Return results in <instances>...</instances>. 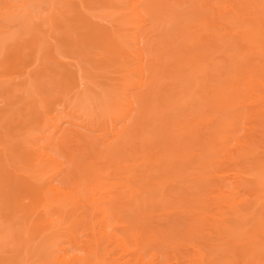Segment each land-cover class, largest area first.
I'll return each instance as SVG.
<instances>
[{
  "label": "rangeland",
  "instance_id": "obj_1",
  "mask_svg": "<svg viewBox=\"0 0 264 264\" xmlns=\"http://www.w3.org/2000/svg\"><path fill=\"white\" fill-rule=\"evenodd\" d=\"M182 1L183 0H181V6H173V9H168V14L162 16L164 21L160 26L154 24L152 19L153 16L149 14L144 16L146 19L145 24H148L147 27H144V24L142 26L141 24H130V21H136L130 16V0H0V167H3L5 173H8L14 178L15 181L13 180L12 185L25 180L35 183V185H41V187L45 186L44 194L47 202H43L41 206L42 208H39V211L42 212L41 214H43L45 220L48 218L56 220L61 215V212L65 213L72 207L69 205L62 207V210L59 209L61 202H58L55 196L50 193L49 190L51 189V185H55L57 188L65 190H75V188H77L78 196L82 199L84 207H81V205L76 206L75 208L77 212L75 213V216L70 217V221L75 220L77 218L76 215L81 214V218L86 222V231H82V229L77 230L78 236L81 237L82 241L88 240L92 235V231H90L91 224L93 222L99 223L102 221L101 212L95 209V205L92 202L91 184H88L89 181H92L89 183H96L99 181L101 184L95 195V199L97 200L96 205H100L107 210L109 218V228L107 229V232L109 233L113 230L115 234L121 233V228L130 221V217L126 216L125 212H120V208L114 206L115 198L127 195L126 198L128 199L131 194H136L139 199H142V197L136 193L137 188L141 191L157 188L154 185L156 183L155 180L149 185L145 184L146 172L144 173V171H146V167L144 166V161L141 160L142 155L138 154L140 159L137 157L138 155L135 148L132 149L131 147L132 150H128L131 152H129L130 154L133 155V153L135 154L136 152L137 155H134L135 157L131 156L132 158L134 157V159L130 160V162V158L127 159L124 154H121L122 156L119 155L122 151L119 154L115 152L119 146L121 147V145L124 144L125 139L118 138L117 140H114L113 134L123 126H126L128 131L133 132L135 130L138 131L144 125L143 121L145 120L144 112L146 111V107H142L140 110L139 107L141 106L142 94L145 92V89H139V80L141 78L139 66L142 63L145 69V86L152 89L155 85L151 82L147 85L149 81L147 77L151 79V77L156 74V70H154L153 67L156 63L155 56L159 53V51H157V47L160 45L159 34L164 27L165 28L162 32L168 30L171 34H176L177 32L175 30L177 28L179 29V24L183 25V27L187 26V29H189L187 30L189 33L188 36L191 37L192 41H195V44H192V41H190L191 39L188 38L190 39L188 41L189 44L195 45L196 49L201 48L203 51L207 50L205 52L207 54V60L203 62L202 66H200V63L196 64L199 65V67L196 69L197 79L194 81V84L197 85V88L195 87L193 89L194 91L198 90V86L203 84L205 74L207 76L217 75L215 69L214 71L211 70V65L218 63V65L222 66L221 68L225 70L230 67L231 60H233L235 64L240 61H246L245 59L248 60L252 58V61L250 60L251 62H249V64L255 65L259 63L260 60H264V55H262L264 54V50H261L264 49V47L256 48V43L252 44L251 47H248V45L246 47V45L240 42V38L246 35L251 36L250 38L253 39V36L258 29H260L259 39L262 40V38H264V24H262L264 21L261 20V25L260 23L259 25H256L257 29L254 28V25L247 22L250 20H257L259 17L264 19V16H262L264 15L262 14L264 13V0H219L224 8L222 6V8H218L216 5L217 0H211V2H208L209 0H202V3H200L199 0ZM139 2L141 3L140 7L146 4L155 3L157 4V7H160L156 0H139ZM170 3L172 4V1ZM208 3L212 6H207ZM231 5L236 8L235 12L237 13L235 14L232 12L234 13V16H242V19L239 18L237 21L234 19L235 21L233 20L229 22L230 19H228V17L232 14L229 9L231 8ZM212 7L217 11H213ZM209 9L212 10V12L216 11L215 15L211 14ZM170 11L173 13L170 14ZM194 11H200V13L202 12L205 16L207 14L209 18L207 20L212 26L214 23H217L214 24V26L220 28L218 29L220 33L218 32L217 34L216 29L213 30L214 27L211 28V26H209L210 23H208L209 25L202 26L201 32L196 35L195 30L197 28H191L192 26H196L194 20L197 18L194 16ZM217 12H219V14L223 12L221 16L222 19L221 17H218L220 20L215 18L219 15ZM216 13L218 14L217 16ZM212 17L218 22H215V19L213 20ZM231 19H233V17H231ZM89 26L94 28L93 31L96 30L98 33H106L113 37L116 44H118L119 51H115L117 53L107 51L108 49L106 50L100 44L92 46L84 45L82 43L83 38L90 35L89 30H87ZM198 34H201L199 36L200 38L198 37ZM196 36L198 37V40L194 39ZM136 38L140 42V47L144 50L145 55L143 60H141L136 52ZM188 39L186 38V41ZM169 41L172 42L173 45H171V48L173 49L179 42V44H182L183 42V40L182 42L181 40H178L179 42L176 41V38ZM197 41H199L198 44ZM210 41L213 42L212 46L209 45ZM105 42L107 43V40ZM188 42L186 43L187 45H189ZM222 43L225 44V46H228V49L235 48L233 59L230 58V60L226 61L227 58L221 55V53H218L216 46H221ZM16 44L22 48L20 54L22 62L20 67L15 70L16 73H13V71L8 74L6 73V68L9 66L11 61L9 59L12 57L10 46L12 47ZM262 45H264V43H262ZM253 47L254 49H252ZM250 51H252V54ZM48 55L51 56L52 59H47ZM55 63L58 65L56 66ZM174 63V60L171 59L164 60V65H169L168 67L170 68L175 67ZM261 63V66L264 67V61H261ZM59 65L61 67H58ZM47 68L50 72L47 71ZM241 70L242 74L237 75L239 77L236 79L238 80V83L245 85L250 82L254 90L261 91V85L253 81L256 80L255 77H252L251 75V79H249V76L247 75L248 70ZM249 71H251L250 68ZM56 74H60V76ZM61 77H64V79H61ZM210 79L213 81V87L216 89V87L219 86V80H216L215 76ZM64 80H67V82ZM26 81L27 85L23 86L26 88L27 92L23 93V87L21 85ZM204 81L206 82V79ZM163 84V79L160 78L157 85L162 86ZM168 85L169 83L162 86L165 87L163 88L165 89V92L168 91L166 89V87H169ZM212 88L209 87L208 90L206 89L205 91H210ZM207 94L208 93H206L205 96H201L200 99L198 98L199 101L202 100V98L207 99ZM248 94L249 95L246 94L244 97L242 108L245 115L243 116L242 114L243 118L238 122L235 134V138L239 142L237 143L231 138L228 141V144L226 143L227 145H222L223 140L218 139V141L221 142L218 144H221L223 147L221 148L220 146L221 151H218V153L215 154L216 152L214 151L216 150L214 149V151H209L210 153H208V155L211 154L210 159L214 162L217 160V163L219 164L222 163V159H227L229 154H233L234 156L238 150H244L245 148L243 146L246 145L244 142L246 143L247 141V144L249 143L250 146L249 149H245L246 151L244 150L246 154L245 152H242L243 155L239 158H235V156L233 158L229 157V161L228 159L225 160L227 163H224L221 167L214 166V169L208 162L209 168L207 167V169L201 168V165H199V163L196 164L195 162V165L193 166L194 169L189 176H186L185 171L181 172V169L178 168L180 169L178 171L179 176L173 179L163 178V182L157 188L159 191L151 193V198L154 202L160 198L158 196L161 195L162 192L165 195H168L167 200L168 198H175L173 196L176 194H178L177 196H179V194L186 195L191 192V188H194V192H191V194H195V191L199 192H196V194L200 195H198L197 198L191 197L189 194L186 195L187 197L190 196V199L194 200L195 198V200H199L198 202H200V204L197 202V206L199 207L200 205L202 209L201 211L204 213L202 214L204 216L198 215L199 220L195 219L196 222L190 220L192 223H196L194 224L195 228H193L195 234H192V236L189 234L184 238L183 242L185 245L182 242L183 246H177V261L174 254L170 253V251L167 252L166 256L163 250L150 248V250L148 249L146 251L139 264H187V261H190L191 264H196L197 262L199 263L197 260H200L202 257L203 260L201 259L200 262L204 261V264H264V248L258 246L255 241H252V244L250 241L253 239V235H255V229L252 228V224L257 221V216H261L259 218L264 219V214L259 213H264V210H262L264 208L260 206L262 205L260 203H264V199H260L261 197L264 198V167H262L264 166V138H262L264 137V125H262L264 124V121H262L264 120V112H262L260 116L255 115V112L257 111H264V100H258L255 93L252 94L251 90ZM17 96H19L20 99ZM15 97L16 99H14ZM175 99H178V97H175ZM175 99L174 101H176ZM195 101L196 98L188 104V110L186 109L187 111L185 110V113L182 110H180L179 113L182 111L185 115L187 113L197 114V117L193 115V118L195 117L196 119L199 117V119H197L198 121L190 122V127L196 125L200 119L204 120L202 125L205 123L207 124L209 121L208 124L212 125L213 123L211 120L205 116L206 112L203 113L199 111V106H197L198 101ZM208 102L205 103L208 104ZM232 108L233 107L231 106L230 109ZM161 112L162 109H159V117L162 115L160 114ZM184 114L183 116H185ZM202 114L203 116L201 117ZM210 114H213V117L216 116V113ZM126 116L127 119L124 121ZM185 117L183 119L181 115L178 119H183L184 127L188 128V125L185 126V123L188 122ZM206 117L208 119H205ZM178 119L175 122H180ZM210 119H212V116ZM183 122H180L182 130L184 129ZM213 125L215 127L218 126L217 123V126L215 124ZM221 125H223V123ZM199 127L201 128V125ZM223 128L224 126L222 129ZM182 130L181 133H184L185 131L183 132ZM138 140L141 143L140 138ZM109 144H112L111 148ZM160 146L161 145L159 144L156 145L154 152H162V150H160L162 146ZM120 147L118 148L119 151ZM158 147L159 149H157ZM39 149L40 152H47L53 159H56L57 163L52 164L51 162L43 161L39 156V152L37 153ZM199 150L200 146L196 147L194 149V154H201L202 152ZM30 152L37 154L33 156L35 157L33 158L34 162L30 164L31 166L29 165L30 167H27L28 165L22 166L20 160L18 161V159H14L16 154L22 153L27 155ZM213 152L214 154H212ZM110 154L112 155L111 157L109 156ZM113 154H115V156ZM203 154L206 155L207 153ZM162 157L166 159V153L162 152ZM198 158L201 162V157ZM201 159H204V157ZM256 159L258 163L256 162ZM127 160L129 163H124V161L127 162ZM260 163H262V165H260ZM114 164H119V166H114ZM125 164L129 165L126 166ZM258 164L260 165V168ZM95 165L100 169V173L95 174L92 171V167ZM120 165H124L127 169H130L129 167L134 169L129 182L126 180L125 175H121L120 171L123 170L118 168H122L123 166ZM79 166L81 167L79 168ZM244 167L247 171H244ZM250 168H255V170L251 172V175L256 173H258V175L261 174L260 181L255 182V177L250 176V173H248ZM203 169L206 173L203 172ZM200 171L204 176H201L202 174H197L198 172L201 173ZM157 173V169H153L149 172V175L151 178L153 177L156 179V177L158 178ZM240 174L242 176H240ZM181 176H186V178L183 179ZM76 179L77 181H75ZM142 179H144V181ZM182 179L187 180L184 183ZM172 180L182 181L175 184ZM73 183H76V187ZM238 183L240 185L236 188L235 186ZM220 185H223L222 190L225 191L226 194L233 195V198L230 199L231 202L225 203V201L216 198L218 194V191L216 190ZM189 186L190 190L187 189ZM247 186L250 187V192ZM0 188L6 191H4L3 196L0 197L1 207L3 201L7 199L8 195L6 194H8L7 190L9 187L4 188L1 184ZM185 191L187 193H184ZM149 199L150 198L146 199L147 203L150 202ZM232 200H234V202ZM237 200L238 202H242L239 207H235ZM21 203L22 205L28 206L29 199H22ZM190 203L191 202L187 205L189 210H191V205L196 204ZM219 204L220 207L218 206ZM129 207H131V205H129ZM1 209H3V207L0 208L1 260L2 258L4 259V257H9V259L14 258L13 255L17 254L16 256H18V258L15 256L17 260L15 258L12 260L10 259L11 264L12 262L13 264H43L45 262H48V264H58V261L55 258L57 256L50 251L49 247L51 246L46 248V246L48 244L51 245V243H49L50 241L46 239V237H43L45 236L43 232L40 233V235L38 234V238L33 241L22 244L21 240H18L15 235L17 232L14 231L21 223L18 218L21 213H18V216L16 214L18 219L16 221L15 215L13 216L14 220L11 216L12 219L10 218V220H6L3 216L4 210ZM237 210H240L242 215H245V213L247 215L243 216V219H239V217L237 219L236 215H234ZM36 212L37 211L31 212V214L28 213V215H31L32 217L26 215V217L29 218V222L31 218V220H33L36 216ZM114 212H117L119 222H116L113 217L112 214ZM164 213L165 212L156 213L158 216L155 220L159 222V220L164 219L166 217L163 215ZM189 214L191 215V213ZM232 216L235 217L236 220H239V222L242 220L238 226H236L238 221L235 222V219H232ZM254 216L256 219L253 218ZM171 217L170 222L171 220H176L175 216ZM221 217L223 219L229 217L225 223L228 224L231 231L237 233L236 235L241 234L238 237H247L242 240L246 243L248 241L247 244L245 243L246 248L244 249L250 248L252 254H247V252L237 253L239 249L235 250L236 252L228 250L233 242H231L230 239L225 238L227 234H220L222 235L220 236L213 228V225L220 224L218 221ZM192 218H197V215L192 216ZM202 222L203 225L201 226L200 224H202ZM172 223H175V221ZM172 223H169L168 225ZM197 223H200L199 225L201 227L199 225L197 226ZM98 226H96L95 229L97 230V237L100 238L101 232ZM53 227L55 226L53 225ZM242 233H244L243 236ZM126 235H128V233ZM250 236L251 239L249 238ZM26 237L27 235H25V238ZM44 240L48 241V243H46V241L44 242ZM127 242L132 248L130 249L131 252H127V255L124 256V253H122L116 245L110 244L108 238L104 239L103 248L110 252L106 258L108 259V262L117 260V263L115 262V264H122V262L127 261L130 262L129 264H135L134 260L137 256L132 252L135 248L133 238H131L130 235L127 237ZM225 242H227V246ZM34 245L36 247L38 245V250L31 251ZM42 245L46 246H43L42 248ZM82 245L84 244L79 243L77 247ZM61 246L64 247L67 252L73 251L71 243H68L67 240L62 241ZM31 247L32 249L29 250ZM10 254L11 256H9ZM256 257H258V259Z\"/></svg>",
  "mask_w": 264,
  "mask_h": 264
},
{
  "label": "bare ground",
  "instance_id": "obj_2",
  "mask_svg": "<svg viewBox=\"0 0 264 264\" xmlns=\"http://www.w3.org/2000/svg\"><path fill=\"white\" fill-rule=\"evenodd\" d=\"M130 1H131V5H130V14L131 15L130 16L136 20V21H132V22L130 21V24H141V26L144 24L143 25L144 27L148 26V24H145L146 19L144 18V16H146L147 14L153 16L152 19H153L154 24H156V26H160V25H162V23L164 21L162 19V16H165L168 14L169 8L173 9V6L174 7L181 6V0H159V1L156 0V2L159 4L160 7H157L156 3L155 4H146V5H143L140 7L141 3L139 2V0H130ZM171 1H172V4L170 3ZM199 2L202 3V0H199ZM208 2H211V0H209ZM219 2H220L219 0L216 1V5L218 6V8L222 6L221 2L220 3ZM232 3H233V1H232ZM241 3H242V1H241ZM205 4H206V2H205ZM209 5L212 6L211 4L208 3L207 6H209ZM222 7L224 8V6H222ZM212 9H213V11L216 10V9H214V7H212ZM229 9L231 10V11L229 10L231 13L232 12H234L235 14L237 13V12H235L236 8L232 7V5H231V8H229ZM244 10H245V8H244ZM210 11H211V14L215 15V12L217 10L215 12H212V10H210ZM194 12L196 14V15L194 14V16L197 18L195 20L193 19L194 23H196L195 24L196 26H192L191 28H194V27L197 28L195 30L196 31L195 34L197 35V33L201 32L202 26L209 25L208 23H210V22L207 20V19H209L207 14H206V16H207L206 17L205 14H202V12L200 13V11H197V12L194 11ZM198 12H199V14H198ZM230 12H229V14H230ZM172 13L173 12L170 11V14H172ZM217 13L219 14V12H217ZM217 13H216V16L218 15ZM222 13L223 12H221V14H219L215 18H218V17L220 18L222 16ZM234 13L230 14V17H228V19H230L229 22L233 21L234 19L237 21V19L242 17V16L238 17V15H235L236 16L235 17ZM262 14H264V13H262ZM231 15H233V16H231ZM262 16H264V15H262ZM231 17H233V19H231ZM212 18H213V20L215 19L214 17H212ZM259 18L257 20H253V21L250 20L247 22L249 24L254 25L255 27L254 26L253 27L255 29H257L256 25H259V23L261 25V22L264 21V19H262V18L259 19ZM221 19H222V17H221ZM215 22H218V21H216V19H215ZM213 23H214V21H213ZM214 24H217V23H214ZM214 24L212 26L210 23L209 26H211V28L214 27L213 30L216 29L217 34H218V32H219L218 29H220V28H216L214 26ZM262 24H264V22H262ZM178 26H179V29L177 28L175 30L177 32L176 34H171L170 31H168V30L166 32H162L165 27L161 30V32L159 34L160 45L157 47V51H159V53L155 56L156 63L154 64V67H153V69L156 70V74L153 77H151V79L147 77V79L149 80L147 85L150 82L155 85L152 89L145 86V81H144V70L145 69H144L142 63L139 66L140 72H141V78L139 80V82H140L139 83V89H142V88L145 89V92L142 94L143 97L141 100V106L139 107V110L142 107H146V111L144 112L145 120L143 121V124H144L143 127L140 128L138 131L135 130L133 132H130V131H128L126 126H123L122 128L118 129L113 134L114 140L115 139L117 140L118 138H121V139L124 138L125 139L124 144L121 145L122 148L119 146L120 151H119V149H118L119 147H118L117 148L118 150L116 149L115 152H117V154H119L122 151L119 155L124 154V156H126L127 159L130 158L129 162H130V160L134 159V157H135L134 155H136V152H137V155L141 154L142 155L141 160L144 161V166L146 167V171H144V173L146 172L145 184L149 185L150 183H152L155 180L156 183L154 185L157 188L163 182L162 181L163 178L164 179H166V178L167 179L168 178L173 179V178L179 176L178 171L180 169H181L180 170L181 172L185 171L186 176H189V174H191V171H193V169H194L193 166L195 165V162H196V164L199 163V165H201V168L207 169V167L209 165H212L213 169H214V166H218V167L223 166L224 163H227V161H225V160L228 159V161H229L231 157L233 158L235 156V158H239L241 155H243L242 152H245L247 149H249V146H250L249 143L247 144V141H246V143L244 142V144H246V145L243 146V144H242V146L246 149V150L244 149L245 151L244 150H242V151L238 150V152L235 153L234 156H233V154H229L228 158L222 159V161H221L222 163H219V164L217 163L218 162L217 160L214 162L212 159H210L211 154L208 155V153L214 151V149L216 150V151H214V152H216L215 154H217L218 151H221V148H223V147L221 146V144L220 145L218 144V143H221L218 141V139L223 140L222 145H227L228 141L231 138H233L237 143L239 142L235 138V134L237 131L238 122H240L241 121L240 119H242L243 116L245 115V113L242 111L243 103H244V97L246 94L249 95L248 92L250 90L252 91V94L255 93L258 100H264V67L261 66V64H262L261 61H264V60H260L259 63H257L258 65L257 64L256 65L255 64H249V62L252 61V58H250L248 60L245 59L246 61H240L239 63H235L236 65L234 64L233 60H231L230 61L231 62L230 67H228V69H225V70H223L221 68L222 66L218 65V63L211 65L212 66L211 70L214 71V69H215V71H217V75L207 76L205 74L206 78L204 77V80L206 79V82L203 80V84L200 85L201 87L198 86L199 89L194 91L193 89L195 87L197 88V85L194 84V81L197 79L196 69L199 67V65H196V64L200 63V66H202L203 62H205L207 60V54L205 53L207 50L203 51V49H201V48L196 49L195 45H190L188 41L191 39V37L188 36L189 33L187 31L189 29H187V26L183 27V25H181V24H179ZM87 30H89L90 35L88 37L83 38L82 43L84 45L92 46V45L100 44L106 50L108 49L107 51L115 52L118 50V44H116V41L109 34L98 33V32H96V30L93 31L94 28L92 26L91 27L89 26ZM259 30L260 29L256 30L258 33L256 32L254 34V36L252 35L254 37L253 39L250 38L251 36L246 35L247 37L242 36L240 38V42L243 43L244 45H246V47H247V45H248V47H251V45L255 44V43L257 44L256 48L264 47V45H262V43H264V41H262V40H264V38H262V40L259 39L260 38ZM254 32H255V30H254ZM186 33H187V37H186ZM200 35L201 34H198V37ZM198 37L196 36L194 39L198 40L197 39ZM174 38H176V41L181 40V42H182V40H183V42H182V44H179L180 42L178 41L179 43L177 42L178 44L173 49V48H171V45H173V44L169 40L174 39ZM184 38H185V40H184ZM186 38L187 39L190 38V39H188L186 41ZM106 40H107V43L105 42ZM206 40H207V38H206ZM172 41H175V40H172ZM190 41H192V39ZM199 41H197V44ZM187 42L189 45L186 44ZM223 43L221 44V46H216L218 53L219 54L221 53V55H223L225 58H227L226 61L230 60V58L233 59L234 54H235V48L233 47V49H228V46H225V44H223ZM136 44H137L136 52L140 56L141 60H143V57L145 54H144V50H142V47H140V42L138 41V39L136 41ZM192 44H195V41H192ZM17 45L18 44L14 45L12 47L10 46L12 57H11V59H9V60H11L10 63L8 61L9 66L8 67L5 66V67H7L6 73H8V74H9V72H13V71H14L13 73H16L15 70H17V68L20 67L21 62H22L21 58H20L22 48H21V46H19V45L17 46ZM209 45L212 46L213 42L210 41ZM151 46H153V45H151ZM252 49H254V47ZM261 50H264V49H261ZM215 51H216V49H215ZM250 52L252 54V51H250ZM115 53H117V52H115ZM262 55H264V54H262ZM47 59H52V57L48 55ZM165 59L174 60V62H175L174 66L175 67L170 68V67H168L169 65H164ZM55 64H56V66L58 65L57 63H55ZM259 64H260V66H259ZM2 65H3V63H2ZM250 65H252V66H250ZM254 65H255V67H254ZM58 67H61V66L59 65ZM249 68L251 69V71H249ZM241 69H243L244 71L248 70L247 75L249 76V79H251V75H252V77H255L256 80H253V81L256 83H259L261 85V87H262L261 91L260 90H254L253 86L250 82L245 84V85H241V83H238V80H236V79H237V77H239L237 75L242 74ZM47 71L50 72V70L48 68H47ZM209 74H210V72H209ZM56 75L60 76V74H56ZM214 76L216 77V80H219L218 81L219 86L216 87V89H215V87H213L214 86L213 81H211V79H210ZM160 78L163 79L164 84L167 85V83H169V85H168L169 87L168 88L166 87V89L168 90L167 92H165L164 91L165 89H163L165 87H162L164 84L162 86L157 85ZM61 79H64V77L63 78L61 77ZM153 79H154V82H153ZM64 81L67 82V80H64ZM23 82H21V83H23ZM251 82H252V80H251ZM23 85L26 86L27 81L21 85L23 87L22 91L24 93L27 91ZM209 87H211V88L213 87V88L210 91L206 92L205 90L206 89L208 90ZM27 88H28V86H27ZM206 93H208L207 99L202 98V100L199 101L201 96H205ZM17 97L19 98V96H17ZM175 97H178V99H175ZM172 98H174L176 101H174V99H172ZM195 98H196L195 102L198 101L197 106H199L198 107L199 111H201L203 113L206 112L205 116H207L213 124L216 125V123H217L218 126L217 125L216 126L218 128L215 127L213 124L212 125L208 124L210 122L209 120H208L209 122L207 124L205 123L204 125H202V122L204 123V120H201V119L199 122H197L196 125L191 126V127L189 126L190 122L192 123L193 121H196L197 119H199V117L196 119H195V117L193 118V115L194 116L197 115L195 112H194L195 114H193V113H190V114L187 113L188 115L184 114L185 110L189 106L188 104L191 103V101L195 100ZM14 99H16V97ZM205 99H206V101H205ZM203 100L205 102L209 101L208 104L205 103ZM231 106L233 107L232 109H230ZM159 109H162V112L160 113L162 115H160V117L158 116V110ZM194 109H195V107H194ZM180 110L184 111V113L182 111L179 113ZM262 112H264V111H262V110L257 111V112H255V115L260 116ZM177 113H179V114H177ZM210 113H214V114L216 113L215 114L216 116L213 117V114H210ZM183 114L186 117L183 116ZM242 114H243V116H242ZM181 115H182L183 119L185 117V119L188 120V122L185 123L186 124L185 126H187V125L189 126L188 128L184 127L183 119H181V120L178 119V117H181ZM255 115H254V117H255ZM127 116H126V118H124V121H126ZM202 116H203V114L201 115V117ZM211 116H212V119H210ZM169 117H170V119H169ZM207 117L205 119H208ZM229 118H231V119H229ZM177 119H178V121L180 120V122H183V127H184V129H187V130H184V129L182 130V126H180V122H175V121H177ZM134 121H133V125H134ZM262 121H264V120H262ZM224 122H225V124H224ZM222 123H223V125H221ZM200 125H201V128L199 127ZM262 125H264V124H262ZM223 126H224V128L222 129ZM179 129H181L183 132L184 131L185 132L181 133V130H179ZM178 130H179V132H178ZM139 138L141 140V143L138 140ZM262 138H264V137H262ZM255 142H257V141H255ZM250 143H252V142H250ZM158 144L162 146V147L160 146L162 148V149L160 148V150H162V152L166 153V156H167L166 159H164L162 157V152H154L156 149V145H158ZM109 145L111 148L112 144H109ZM213 145H215V146H213ZM199 146H200L199 151L202 153L201 154L198 153L199 155H197V153L194 154V149L196 147H199ZM220 146H221V148H220ZM251 146H253V145H251ZM131 147H132V149H134V148L136 149V152H135V154L133 153V155L130 154L131 153L130 151L132 150ZM143 148H145V149H143ZM157 149H159V147ZM128 150H130V151H128ZM38 152L40 154V155L39 154L38 155L41 157V159H43V161H45V162L47 161L49 163L51 162L52 164L57 163L56 159H53L47 152H40V149L37 151V153ZM148 152H150L151 154ZM214 152L212 154H214ZM203 153H207V154L205 155ZM245 154H246V152H245ZM35 155H37V154H33V152L32 153L30 152L27 155L20 153V154H16V157H14V159L15 160L18 159V161L20 160V163L22 164V166L28 165L27 167H30L31 166L30 164L32 162H34L33 158H35V157H33V156H35ZM113 155L115 156V154H113ZM109 156L111 157L112 155L110 154ZM131 156H134V157L132 158ZM137 157H139V155ZM198 157H201V158L204 157V159L200 158V160H201V162H200ZM139 159H140V157H139ZM129 162H128V160H127V162L124 161V163H129ZM207 162L210 164L208 165ZM256 162L258 163L257 159H256ZM256 162H255V164H256ZM25 163H27V164H25ZM128 165L129 164H127L126 166H128ZM260 165H262V163H260ZM260 165H259V168H260ZM114 166H119V164L118 165L114 164ZM120 166H123L122 167L123 169L121 167L118 168V169L123 170V171H120L121 175H125L126 180L129 182L131 176L133 175L134 169H131V167H129L130 169H127L126 167H124V165H120ZM80 167L81 166H79V168ZM197 167H199V166H197ZM235 167H237V166H235ZM249 167H251V166H249ZM253 167H254V165H253ZM262 167H264V166H262ZM178 168H180V169H178ZM255 168H250V170L251 169H253V170H251V171L249 170L250 172L248 171V173H250V176L255 177V179H254L255 182H258L261 180V174H259L260 177H259L258 173L251 175V172L254 171ZM153 169H157V172H158L157 173L158 178L154 175L156 177V179L153 177L151 178L149 175V172L152 171ZM182 169H183V171H182ZM247 169H248V167H247ZM72 171H73V169H72ZM92 171L95 174L100 173V169L96 165L92 167ZM201 171H202V169H201ZM244 171H247L246 168ZM203 172H204V169H203ZM176 173H177V175H176ZM204 173H206V172H204ZM118 174H120V173H118ZM197 174H199V175L202 174L201 176H204L202 172L201 173L198 172ZM186 176L185 177L181 176V177H183V179H184V178H186ZM240 176H242V175L240 174ZM243 176H246V175H243ZM198 177H200V176H198ZM140 178H142V177H140ZM13 180H14V178L12 176H10L8 173H5L3 167H0V185L2 184V186L4 188L9 187V189L7 190L8 194H6V195H8L7 199H5V201H3V204L1 205V207H3V209H1V210H4L3 216L6 218V220H10L11 217L14 220L13 216L15 215V221H16V220H18L17 219L18 213H21V214H19L20 216L18 218H19V222L21 221L22 224L21 223L19 224V222H18L20 227L18 226L17 229H15L14 231L17 232L15 235L17 236L18 240H21L22 244L33 241L34 239L38 238V234L40 235V233L43 232L45 235L43 237H46V239H48L50 241L49 243H51V245H49V244L47 246L42 245V248H43V246L44 247L46 246V248L48 246H51V247H49L50 251L52 253H54L55 256H57L55 258L57 259L58 264H102L103 262H104L103 264H115V262L117 263V260H114L112 262H108V259H106L110 252H109V250L103 248L104 239L108 238L110 244L116 245V247H118L120 249V251L122 253H124L123 255L126 256L127 252H129L130 249L132 248V246H129L128 242H127L128 235H130L131 238H133V242H134V248L135 249L132 252H133V254H135L137 256V258L134 260L135 264H139L140 260L145 255L146 251L148 249L150 250V248H152V249L158 248L160 250H163V252L166 254V256H167V252L170 251V253L174 254V257L177 261V252H176V250L178 249L177 246H180V245L183 246L184 238L186 236H188L189 234H190V236H192V234H195L193 228H195L194 224H196V223H192V221H190V220H194L196 222L195 219L199 220L198 215L204 216V215H202L204 213L201 211L202 210L201 206L200 205H199V207L197 206V202L199 200L197 201V199L195 200V198H194V200L190 199V196L197 198V196L199 195V194H196L197 191H195L196 196H195V194H191V192H194V188H191V192H189V193H187L186 191L184 192V193H187L190 195L188 197L186 196L187 194L186 195L185 194H183V195L179 194V196H177L178 194H176L173 196L175 198H168V200H167L168 195H165L162 192V194L158 196L160 198L154 202L152 201V198H151L152 194L151 193L154 191H156V192L159 191L157 188L152 189V190L150 189L147 191H141L137 188L136 193L139 194V196H141L142 199H139V197L136 194H131L128 199L126 198L127 195L126 196H120V198H115V201H114L115 205L114 206H116V208H120L119 209L120 212H125L126 216L130 217V221L125 226H123V228H121V230H120L121 233L115 234L113 232V230H111L112 227L110 229L111 231L108 233L107 229L109 228V225H108V219L109 218L107 215V210L104 209L100 205H96L97 200L95 199V195L98 192V188L101 186V184L99 181H97L96 183H89V182H92V181H89L88 184L89 185L91 184L92 202L95 205V209L99 210L101 212L102 221L99 223L93 222L90 226V231H92L91 232L92 235L90 236V238L88 240L82 241L81 237L78 236L77 230L82 229V231H86L87 230L86 222L81 218V214L76 215L77 218L73 221H70V219H71L70 217L75 216V213L77 212L75 207L80 206V205H81V207H84V205H83L84 203L82 202V199L80 198V196H78L77 188H75V190H71V189L65 190L62 188H57V186H55V185H51V187H50L51 189L49 190L50 193L55 196V198L57 199L58 202H61L59 205V209L62 210V207H66L69 205H71L72 207L66 211L67 213L66 212L63 213L60 211L61 215L56 220H51L50 218L45 220L43 217V214H41L42 212L39 211V208H42L41 207L42 203L47 202V199L45 198V194H44L45 186L41 187V185H35V183L28 182L25 180L20 181L15 185H12ZM142 180L144 181V179H142ZM142 180H140V181H142ZM186 180H183L184 183ZM75 181H77V179ZM181 181L174 180L173 182L176 184V183H180ZM73 184L75 185L76 183H73ZM239 185L240 184L238 183L235 187L238 188ZM222 186L223 185H220V187H217L216 191H218V194H217L216 198L225 201V203H227V202L229 203V202H231L230 199L233 198V195L226 194L225 191L222 190ZM249 186H247V187H248L249 192H250L251 190H250ZM75 187H76V185H75ZM187 189L190 190V186H189V188L187 187ZM195 190H196V188H195ZM4 191L5 190L0 188V197L3 196ZM197 193H199V192H197ZM251 193H253V192H251ZM147 198H150L149 203H147V201H146ZM165 198H166V200H165ZM22 199H29L28 206L22 205V203H21ZM260 199H264V198L261 197ZM232 201L234 202V200H232ZM189 202L194 203V204L196 203L195 205H191V210H189V208H187V205ZM235 202H236V200H235ZM198 203L200 204V202H198ZM241 204H242V202L241 201L238 202V200H237L235 207L236 206L239 207V205H241ZM260 204H262L260 206L262 208H264V203H260ZM129 205H131V207H129ZM218 206L220 207V204ZM121 207H123V208H121ZM121 209H123V210H121ZM262 210H264V209H262ZM34 211H37L36 212L37 214L33 218V220H31L32 218L30 219V222H31L30 223L29 218L26 217V215H28V213L31 214V212H34ZM159 212H165L163 215L166 217L164 219L159 220V222H157L155 220L158 216L156 213H159ZM189 213H191V215ZM259 213L264 214L261 212H259ZM16 214H17V216H16ZM112 215L115 218L116 222H119L117 212H114ZM194 215H197V218H192V216H194ZM234 215H236L237 219H238V217H239V219L240 218L243 219L244 218L243 216H245L247 214L245 213V215H242L241 211L237 210V211H235ZM28 216H31V215H28ZM171 216H175L176 220L174 219V221L176 224L172 223V222H174L173 220H171V222H170V219L172 218ZM259 217H261V216H259ZM259 217L257 216V218H258L257 221H255V219H256L255 216L253 217V218H255L254 219L255 223L252 224V228L255 229V231H254L255 235H253L252 240H250L251 236L249 237L250 239L249 238L248 239L251 241V244H252V241H255V243H257L258 246H262V248H264V219L259 218ZM221 218H219V221L217 220L220 224L213 225V228H214V231H216L219 235L220 234L229 235V236L226 235V237L224 235L225 238H228L231 240V242H233L231 244V247L229 245L230 248L228 250L229 251H235V250L239 249L237 251V253L238 252L239 253L247 252V254L248 253L252 254V251L249 247L248 248L250 250L244 249V248H246L245 246L248 243V241L246 243V242H243L242 240L246 236H244V238L238 237L241 234L236 235L237 233L235 231H231L228 224L225 223L226 220L229 219V217L227 219L226 218L221 219ZM233 218L235 219V222L238 221L236 223L237 224L236 226H238V224L242 221L241 220L239 222V220H236V218L232 216V219ZM245 219H247V218H245ZM202 220H204V219H202ZM202 220H200V221H202ZM205 221H206V219H205ZM28 222L30 223V225ZM249 222H250V220H249ZM169 223H172V224L168 225ZM199 224L200 223H197V226ZM53 225L55 227H53ZM200 225L202 226L203 222ZM96 226H98L100 228V232H101L100 238L97 237V230L95 229ZM52 228H54V229H52ZM232 229H233V226H232ZM196 231H198V230H196ZM240 231H241V229H240ZM174 232H175V234H174ZM127 233H128V235H126ZM24 234L27 235L26 238H25ZM243 234L244 233H242V236H243ZM222 235H220V236H222ZM65 240H67L68 243H71V248L73 249V251L67 252L66 249L61 246V242L65 241ZM45 241L46 240H44V242ZM182 242H183V244H182ZM46 243H48V241H46ZM79 243H83L84 245L80 246L81 248L77 247ZM226 243L227 242H225V244ZM219 245H220V243H219ZM227 245L228 244H226V246ZM0 247H1V245H0ZM34 247H36V246L34 245ZM34 247H33V249H32V247L29 248V250L32 249L31 251H33V250L36 251L38 245L36 248H34ZM44 250H45V248H44ZM46 250H48V249H46ZM228 250H226V251H228ZM16 251H17V249H16ZM31 251H28V252H31ZM226 251H225V253H226ZM16 255L14 254L13 257L15 258ZM224 255H226V254H224ZM9 256H11V254ZM14 258H10V259L12 260ZM16 258H18V256H16ZM256 258L258 259V257H256ZM10 259H9V257H6V258L4 257V259L2 258V260L0 258V264L3 262L6 264H11ZM45 259H46V257H45ZM201 259L203 260V257L200 258V260H197V261H199V263L197 262L196 264H204L203 263L204 261L200 262ZM9 260H10V262H9ZM186 260H187V258H186ZM129 263H130L129 261L122 262V264H129ZM12 264H13V262H12ZM43 264H48V262L47 263L45 262ZM155 264H157V263H155ZM187 264H191V262L187 261Z\"/></svg>",
  "mask_w": 264,
  "mask_h": 264
}]
</instances>
